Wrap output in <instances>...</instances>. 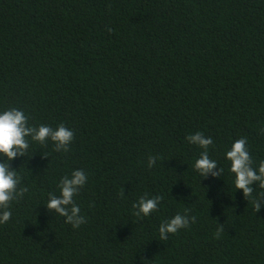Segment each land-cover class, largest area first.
I'll return each mask as SVG.
<instances>
[{"label":"trees","instance_id":"1","mask_svg":"<svg viewBox=\"0 0 264 264\" xmlns=\"http://www.w3.org/2000/svg\"><path fill=\"white\" fill-rule=\"evenodd\" d=\"M9 108L74 138L66 152L29 138L10 161L28 190L0 224V264H264V189L245 197L225 158L243 137L264 161V0H0ZM198 131L218 177L192 167ZM74 169L78 228L45 206ZM142 196L161 197L148 216ZM178 213L189 226L160 240Z\"/></svg>","mask_w":264,"mask_h":264},{"label":"clouds","instance_id":"2","mask_svg":"<svg viewBox=\"0 0 264 264\" xmlns=\"http://www.w3.org/2000/svg\"><path fill=\"white\" fill-rule=\"evenodd\" d=\"M29 138L31 141L44 144L51 140L56 151H67L74 138L72 129L64 124H59L56 128L41 124L39 127L30 126L28 117L22 109L9 108L0 110V224L7 222L11 217L8 210L9 202L22 197L28 190L17 188L19 177L14 168L10 166L17 155H25L29 149ZM190 144L203 149L192 167L203 177L211 175L218 177L223 173V169H217L218 162L210 158L208 148L213 144L211 137H206L202 132L191 133L187 136ZM225 158L230 161L229 170L234 174V185L236 189H242L245 197L253 193V185L258 184L264 189V161L258 167L252 166L251 156L247 149L245 138L234 140L231 147L225 152ZM157 157L149 156L148 167L151 168L156 163ZM87 182V174L82 169H74L69 176L63 177L59 182L60 194L49 193V199L45 203L47 210H55V213L65 218L66 223H70L73 228H78L86 222V218L81 215V208L74 200V196L79 189ZM264 196V194H262ZM161 197H140L133 204L136 216H148L156 210L160 204ZM264 204V200H257L256 207L259 209ZM191 220H195L192 217ZM190 218L187 214H176L166 221H162L159 226V239L167 240L170 233H176L182 228L188 227Z\"/></svg>","mask_w":264,"mask_h":264}]
</instances>
